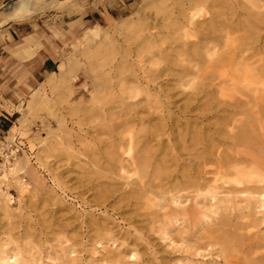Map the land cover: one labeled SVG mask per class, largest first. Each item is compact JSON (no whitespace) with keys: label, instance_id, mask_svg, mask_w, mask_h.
I'll return each instance as SVG.
<instances>
[{"label":"rangeland","instance_id":"1","mask_svg":"<svg viewBox=\"0 0 264 264\" xmlns=\"http://www.w3.org/2000/svg\"><path fill=\"white\" fill-rule=\"evenodd\" d=\"M13 1L0 0V10ZM163 1L48 0L28 20L43 23L44 28L60 35L63 44L59 63L63 62L65 73L60 78L59 70L55 69L54 86L47 80L29 93L17 107L20 118L0 140V176L4 173L0 177V252L16 254L27 264H264V222L258 223L262 215L257 213L258 221L253 222V215L237 208L238 203L240 206L244 203H235L230 198L225 199L230 207L225 201L227 208L216 211L217 198L210 195L211 191H226L233 185V175L215 173L217 154L243 153L264 164V99L259 104L251 96L241 108L237 103L244 97L236 93L233 98H221L215 92L203 95L195 87L199 86V80L181 84L175 70L156 77L152 67L180 69V65L188 63L184 56L176 60L166 56L174 52L168 51L170 43L164 42L165 38L159 41L167 48L163 53L147 39L150 33L160 36L166 31L164 23L170 19L162 18L168 8L163 6L171 1ZM92 9L114 16L99 32L87 31L92 26L83 23ZM8 24L11 23L0 28ZM260 30L245 27L238 35L259 41L255 43L259 48L256 56L264 58V32ZM151 60L158 63L153 65ZM142 76L151 78L152 84L161 83L167 94L161 102L168 99L169 108L164 104L160 107V102L152 99L153 92L151 99H146L142 87L137 89L139 99L129 97L133 86L129 87L130 82ZM142 81L140 86L145 84ZM37 89L39 95H32ZM221 100L234 105L226 110ZM215 102H220L219 107ZM194 104L200 105V109L190 110ZM134 114L135 118L145 117L144 123L139 120L134 123L131 118ZM244 120H248L249 128L252 125L250 137L233 142L228 133L238 132ZM164 125L166 132L161 130ZM127 131L136 132L140 139L144 135L149 139L147 145L145 141L135 143L131 155L139 157L141 146L155 149L148 170L153 172L156 166L163 170L166 163L162 180L161 176L154 179L158 183L164 181L161 185H167L165 193L170 189L166 199L165 194L160 195L161 189L155 194H132L131 187H136V182L141 184L153 178L143 166L126 167L128 158L122 152L129 148ZM211 143L216 147L219 144V148L213 145L212 154L198 160L197 156L212 147ZM118 157L125 159L120 161ZM160 158H164L163 165ZM121 162L125 165L120 173ZM211 177L218 178L214 186ZM173 183L176 187H171ZM2 190L8 198L2 195ZM172 195L179 200L176 204L170 199Z\"/></svg>","mask_w":264,"mask_h":264},{"label":"bare ground","instance_id":"2","mask_svg":"<svg viewBox=\"0 0 264 264\" xmlns=\"http://www.w3.org/2000/svg\"><path fill=\"white\" fill-rule=\"evenodd\" d=\"M167 1L168 2L171 1V2L168 3L169 5L164 3L165 6H163V9L168 7L167 10L169 9L170 12L167 13V10H166V12L163 13V15H162L163 16L162 18L167 17L168 19H170L169 22L164 23V27H165L166 31L162 32V34H161L162 36L161 35L158 36L159 33H155V32L150 33V36L147 39H149L150 44H152V46H154L158 52L163 53L162 51H164V50L166 51L167 48L163 47L162 44L159 43V41H162V38L163 39L165 38L164 42L170 43V46H168V48H169L168 51L174 52L173 54L167 53L166 56L168 58L170 56L171 57V58H169L170 60H176L175 59L176 57H183L184 56V57L188 58V60H187L188 63L180 65V69H176L174 67L170 68L171 66L169 68L168 67L166 68L165 65H164L165 67H163V68H160L161 66L160 67L156 66V68L153 69V67H152V71L154 70L153 74L156 75V77H158L159 75H161L164 72L169 73V71L173 72L175 70V75H177V78L181 84L189 82L190 79L192 81L193 80H199V86H195V87H199V92H201V93L203 92L204 93L203 95H208V93L210 95L211 92H215L221 98H224L225 96L233 98L235 93H236V94L245 98L244 100L238 101V103H237L238 107L242 108L243 105L248 104L249 103L248 99L251 96H253L254 99H257V101H258L257 103L260 104L262 102V99H264V58L259 57L261 55H259L258 57L256 56L257 54H259L258 53L259 48L255 45V43L257 44V42L259 43V41L255 42L256 40H253V39H249V40H247L245 38L242 39L241 36L238 35V33L240 31H242L243 29H245V27L254 28L256 30H260L262 27H264V3H262V2H264V0H258L259 2H257V1L255 2L254 0H164L163 2H167ZM260 1H262V2H260ZM47 2H48V0H14L13 2H11L10 4H7L6 6H4L0 10V24L4 23L7 20L8 21L9 20L20 21V22L28 21L29 19H31L34 16L35 11L39 7L45 5ZM173 9H175V10H173ZM158 13H160V12H158ZM245 15L247 16V18ZM244 16H245V19H244ZM151 26L152 25L150 24V27ZM152 28L156 29L155 27H152ZM261 31L264 32V29H261L260 32ZM256 32H255V34H256ZM250 33H251V31H250ZM248 34H249V32H248ZM257 35H259V34L257 33ZM246 36H248V35H246ZM250 36H248V37H250ZM172 44H174V45H172ZM260 44H261V42H260ZM169 59H167V60L169 61ZM183 60H185V59H183ZM139 61H140V59H139ZM149 61H150V59H149ZM151 61H153V60H151ZM155 63H158V61L151 62V64H153V65H155ZM125 65L123 63V66H125ZM138 66H141V65H138ZM141 68H142V66H141ZM58 70H59L60 78L63 77V75L65 73V67H64L63 62L58 64ZM124 70L127 72L126 67ZM120 74H121V72H120ZM170 74H172V73H170ZM55 75H56V72L52 73L51 77L48 79L49 84L55 85V83H56V82L54 83V81H55L54 77H56ZM115 77H117V76H115ZM163 77H164V75H163ZM167 77H169V76H167ZM142 80L145 82V84L143 86H140L139 83H141ZM57 81H58V79H57ZM108 81L110 82L109 79H108ZM143 81H142V83H143ZM151 82H152L151 78H146L145 76H142L141 78L136 77V80L134 82L131 81L130 82L131 84L129 83L130 84L129 87L131 85H133L132 87H130L132 93L130 92L131 95L129 93L130 96L129 95H127V96L134 97V98L137 97L139 95V91L137 89L139 87H142V89L144 90V93L146 94V99L150 100L151 96H152V92H153L154 97H152V99L155 98V100H158L160 102V107L162 104H164L166 107L169 108L170 101H168V99L161 102L162 99H164V97L167 95V94H164V90L161 86V83H160V85H158V84H152ZM110 83L112 84L113 82H110ZM190 84H192V83H190ZM108 85H110V84H108ZM112 86H113V84H112ZM172 86H174V85H172ZM118 87L119 86H117V88ZM108 88H110V87H108ZM130 88H128V90ZM168 90H169V88H168ZM113 91H114V89H113ZM113 91H111V92H113ZM122 91H124V88ZM122 91H121V93H122ZM39 93L40 92H38V89H37V91H34L32 93V95H39ZM193 94H199V93L194 92ZM129 97H128V99H129ZM185 99H187V97ZM185 101H187V100L183 99L184 104H186ZM221 101L225 102L224 105L226 106L225 107L226 110L228 107L234 105L232 103L226 102L225 100H221ZM187 102H189V98H188ZM190 102H192V98L190 99ZM120 103H119V105H120ZM138 103H140V102H138ZM177 103H175V104H177ZM215 103H217V106L220 105V102H215ZM126 104H128V103L126 102ZM136 104H134V105L136 106ZM103 105H104V103H103ZM123 105H122V107H123ZM171 105H172V103H171ZM177 105H179V104H177ZM194 105L195 106H191V108H190V105L186 108H190V110H194V109L197 110V109H200V107H201L200 105H196V104H194ZM128 106H129V104H128ZM204 106H206V105H204ZM128 108L131 109V105ZM168 108H166V110H168ZM130 109H128V110H130ZM148 109H150V108H148ZM177 109H179V108H177ZM134 111H135V109H134ZM134 111H132V112H134ZM168 111H170V110H168ZM168 111H167V113L169 115ZM180 111L185 112L186 110H180ZM154 112H155V110H154ZM242 112H246V111H242ZM112 113H113V111H112ZM119 114H121V113L119 112ZM119 114H118V116H119ZM126 114L124 113V116ZM144 114H146V113H144ZM147 114H149V113H147ZM170 114H171V112H170ZM161 115H162V113H161ZM244 115H246V114H244ZM127 116H129V114ZM136 116L138 118H135V114L131 115L132 121H134V123L137 120L142 122L143 119L145 118V117L144 118L141 117L140 115H136ZM163 117H164V115H163ZM128 118H130V117H128ZM131 118L129 119V121H131ZM120 119H122V118H120ZM124 119H125V117H124ZM163 119H165V117ZM224 120H225V122L227 121V119H224ZM247 121L248 120H244L243 123L240 121L242 123V125L240 126V129L238 130V132L228 133V137L231 138L233 140V142L234 141L240 142V141L245 140L246 138L250 137V134H251L250 128H252V125L250 124L251 127L249 128ZM127 123H128V120H127ZM142 123H144V122H142ZM142 123H140V124H142ZM122 124H123V122H122ZM133 125H135V124H133ZM133 125H131V126H133ZM144 125L148 126L147 123ZM147 126H146V128H147ZM193 126H192V128L195 127V126L194 127ZM127 127L129 128L130 126H127ZM132 128H134V127H132ZM144 128L145 127H143V129ZM163 128L164 129H161V130H165V132H166L167 127L164 125ZM130 129H131V127H130ZM150 129H148V130H150ZM133 130L134 129H132V131ZM132 131H130V132L127 131V144L129 146V148H128V150L125 149L122 152V153H125V155H127V158H128L127 160H125V161H127V162H125L127 164L126 167L130 166L129 168L134 167L137 169V166H139V167L143 166L144 169H147V170H145V173H147V175H152L151 178H153V179L147 180V181L143 180L145 182H141V184L139 183V181H138L139 184L136 182L135 183L136 187H134L133 186L134 184H133L132 185L133 187H131V188H134V189H132V191H133L132 194L134 196L144 195L147 193L155 194V193H157V191H159V189H161L160 195L165 194L164 196L166 199V194H168V191H170V189H168L167 192L165 193V190L167 189V187H166L167 185L164 187L162 185H164L165 183L161 185V183H163L164 181H162L161 183L154 181V179L160 178L161 174H163V171H167V170H164L165 169L164 165L166 163L163 162L164 161L163 159L165 158V155L163 156L164 157L163 159L160 158L161 160H159V161H162V165H163V163H165L163 165V167H164L163 170L158 169L159 167L156 168L157 166L156 167L153 166L155 169H157V171L155 169L153 170V172H152V170L151 171L148 170V168H150L149 167V165L151 164L150 162H152V161H150V159H152V160L154 159L155 149L150 147V146L149 147L146 146L147 145L146 141L149 140L148 137H146L143 134L144 136L142 135L143 137L140 139V138H138L136 132L134 133ZM193 134H194V137H197L196 133H193ZM223 134H227V133L223 132ZM220 135H221V133H220ZM221 136H219V137L221 138ZM157 137H156V140H157ZM145 138H147V139H145ZM121 140H123V139H121ZM140 141H143V143L145 141L146 145L143 144L145 146H141V148L139 149V151H141V155L139 157H135V155H131V154H133V153H131L132 152L131 149L132 148L135 149V146H136L135 143H140ZM153 141H155V140L153 139ZM158 141H159V139H158ZM118 142H119V140H118ZM124 142H125V140H124ZM253 142H255V141H253ZM248 143H249V140H248ZM248 143L246 142L247 145H249ZM244 144L245 143H243V145ZM211 145H212V143H211ZM213 145H215V144H213ZM213 145L210 148H205V152L203 151L202 155L197 156L198 160L204 159L206 154L212 152V149L214 147ZM154 146H156V145H154ZM218 146H219V144H218ZM228 146H231V145H228ZM238 146H239V144H238ZM215 147H216V145H215ZM125 148H127V146ZM134 149H133V151H134ZM158 149H160V148L158 147ZM229 149H230V147H229ZM259 149H262V147H260ZM165 151H164V154L167 155V153H166L167 151L166 152ZM211 154L212 153H210L209 155H211ZM240 154H236V153H228V154L219 153V154H217L216 158L214 159V162L217 165V169L215 168L217 170V172H215V173L216 174L218 173L221 175H228V174L233 175V179L231 180L233 182V185H231L232 186L231 188L226 189V191H216V190L211 191L210 195H211L212 199L217 198V200H216L217 203H215L216 207H217L216 211H218L219 209H221L222 207L227 205L224 202L228 201V200H225V199L230 198V201L233 200V202H235V203L236 202L237 203L238 202L244 203L242 206H240L238 203L237 208H239L241 211L247 210L249 212L248 214L253 215V217H254L252 219L253 222L256 220L258 221V217L256 218V214L260 213L262 215V217L260 216L261 219H259V221H258V223L260 224V222H264V214H262V213H264V164L259 163L257 160H252V159L245 157V155L243 153H242V156H239ZM122 155L118 154L117 156H122ZM118 158L120 159V157H118ZM117 159H116V161H117ZM124 159L125 158H123V159L121 158L120 161L124 160ZM193 159L195 160L194 157H193ZM159 161L156 160V163L157 162L159 163ZM204 162H206V161H204ZM158 163H157V165H158ZM124 165L125 164L123 162L120 163V167H119L120 173L123 171ZM182 167H183V165H182ZM171 169H173V168H171ZM159 170L161 171V173H159ZM119 171H118V175H119ZM201 171H199V172H201ZM126 173H127V171H126ZM181 174H183V173H181ZM2 175H4V173ZM125 175H127V174H125ZM125 175L123 174V176H125ZM162 176H161V180H162ZM165 176H168V175H165ZM2 178H3V176H2ZM190 178H191V176H190ZM199 178H202V177H199ZM147 179H148V177H147ZM192 179L194 180V178H192ZM217 179L218 178H215V177L212 178L211 177V180L213 182V184H212L213 186L215 185L214 182L217 181ZM206 180H208V179H206ZM165 181H167V180H165ZM193 182H196V180H194ZM196 183H199V182L197 181ZM185 184H187V183H185ZM193 184H195V183H193ZM173 185H175V183H173L171 185V187H173ZM193 186H195V185H193ZM175 187H176V185H175ZM128 190H129V192H132V191H130V189H128ZM129 194L128 195L125 194V198L129 197L128 199H130ZM2 195L4 197H7V192L2 190ZM141 197H139V198L141 199ZM132 198H133V196H132ZM151 198H152V196H151ZM133 199L136 200L135 198H133ZM170 199L175 204L179 201L178 198L173 196V195L170 197ZM147 201H148V199H147ZM228 202H226V203H228ZM233 202H232V204H233ZM181 205H184V204L181 203ZM228 205H227V207H230V202ZM227 207H224L223 209H226ZM213 208L215 209V207H213ZM211 209H212V207H211ZM232 209H234V208H232ZM216 211H215V213H216ZM243 212H245V211H243ZM203 217L208 218L207 214L206 215L204 214ZM205 218H203L204 221H205ZM211 220L213 222V219H211ZM238 238H240V237H238ZM242 239H243V237H242ZM0 264H27V263L22 261L16 254H8L5 251H1L0 252Z\"/></svg>","mask_w":264,"mask_h":264},{"label":"crops","instance_id":"3","mask_svg":"<svg viewBox=\"0 0 264 264\" xmlns=\"http://www.w3.org/2000/svg\"><path fill=\"white\" fill-rule=\"evenodd\" d=\"M113 14L92 9L83 23L88 30L100 31ZM0 28V140L20 118L17 107L31 91L44 84L59 64L63 44L60 35L44 28L43 23L7 20Z\"/></svg>","mask_w":264,"mask_h":264}]
</instances>
